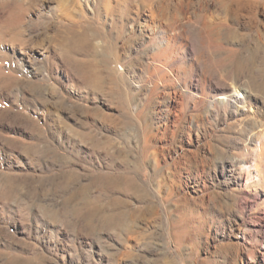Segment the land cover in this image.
Here are the masks:
<instances>
[{
  "label": "rangeland",
  "instance_id": "374dc122",
  "mask_svg": "<svg viewBox=\"0 0 264 264\" xmlns=\"http://www.w3.org/2000/svg\"><path fill=\"white\" fill-rule=\"evenodd\" d=\"M1 26L28 74L0 81V264H264V0H0Z\"/></svg>",
  "mask_w": 264,
  "mask_h": 264
},
{
  "label": "bare ground",
  "instance_id": "6f19581e",
  "mask_svg": "<svg viewBox=\"0 0 264 264\" xmlns=\"http://www.w3.org/2000/svg\"><path fill=\"white\" fill-rule=\"evenodd\" d=\"M84 2H86V1H84ZM87 2H86V4H88ZM1 3H4V2H1ZM10 10H12V9L10 8ZM10 10H9V18L7 20V22L9 23L8 25L13 24V23L15 24V23L20 21V19L18 18L19 13L17 14V12L14 9H13V11H10ZM80 12H81V8H80ZM2 28L3 27L1 26L0 32H1ZM4 28H5V25H4ZM5 37H6V35H3L2 33H0V45L2 43V40L5 41ZM4 43H6V42H4ZM12 44H14V43H12ZM7 57H8L7 53L6 54L4 52L0 53V81L5 88L11 90L10 93L13 94L14 101H16V103H17L21 100V98H23V89H22L21 85L24 83V81L22 82V80L19 79V74L25 76L26 74H28V72L26 71V66L23 65V63L21 65L17 66L15 70L11 69V67L8 68L7 66H5L3 64V62L6 61ZM23 76H21V77H23ZM4 87H1V88L4 89ZM253 142H254V147H253V151H252L254 153L253 164L255 165V172L259 176V174H258L259 167L261 166V164L264 166V142H262L259 139L258 140L255 139V140H253ZM247 169H249V170H246L245 173H246L247 179H249L250 173H252V172H251L250 167H247Z\"/></svg>",
  "mask_w": 264,
  "mask_h": 264
}]
</instances>
